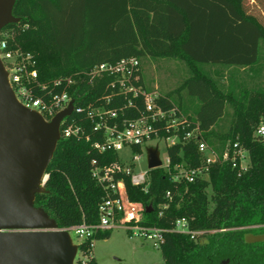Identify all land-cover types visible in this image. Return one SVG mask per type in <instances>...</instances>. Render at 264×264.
<instances>
[{"label": "trees", "instance_id": "trees-1", "mask_svg": "<svg viewBox=\"0 0 264 264\" xmlns=\"http://www.w3.org/2000/svg\"><path fill=\"white\" fill-rule=\"evenodd\" d=\"M13 14L19 21L2 30L13 33L14 46L35 55L38 81L48 84L47 89H36L40 96L67 90L77 105H100L111 77L90 85L77 74L124 57H137L141 63L145 57L184 61L190 75L162 93L164 103H176L199 121L204 140L218 156L239 142L249 153V166L240 173L230 162L217 159L205 177L174 180L176 165L197 167L204 160L198 144L188 141L168 149L172 173L149 170L146 190L126 176L128 196L142 203L145 224L169 230L161 247L166 264H264V141L256 134L264 119V84L249 87L236 77L240 69H248L253 79L264 80V10L257 14L247 0H16ZM226 69L230 74L224 84ZM69 76H75L74 85L54 84ZM182 92L202 101L195 115L183 106ZM124 100L114 99L111 106ZM228 106L232 118L219 126ZM69 119L86 133L59 138L44 190L35 199L59 228L99 221L105 189L92 176V161H114L94 147L99 135L86 112H74ZM180 217L205 233L193 239L172 231ZM110 235L106 230L83 239L79 248L88 259L77 264H98L91 243Z\"/></svg>", "mask_w": 264, "mask_h": 264}, {"label": "built area", "instance_id": "built-area-1", "mask_svg": "<svg viewBox=\"0 0 264 264\" xmlns=\"http://www.w3.org/2000/svg\"><path fill=\"white\" fill-rule=\"evenodd\" d=\"M13 33L7 30L0 32V59L7 71L9 84L17 98L24 106L39 113L45 120H53L60 112L72 106V112L63 117L60 122V137L82 136L86 133L84 126L70 120L74 113L86 112L94 121L93 132L99 135L94 142L98 152L114 157L108 164H100L93 159L92 176L105 189V196L99 204V221L89 224L82 222L69 228L82 239L92 237L100 231L111 230L122 226L133 236H140L152 242L155 248L161 249L168 229L144 223V207L142 203L132 201L127 192L125 177L129 176L134 185H142L146 190L149 186V167L135 172L137 163L149 147H157L160 152L162 165L172 173L171 158L168 149L180 143L195 141L199 150L204 153V160L197 167H188L185 163L175 166L172 174L174 180L185 179L194 182L198 177H205L209 172L211 162L220 159L228 161L239 172L247 170L249 153L239 142L227 147L222 156L209 149L203 137L200 123L186 114L176 103H164V95L157 88L148 90L141 82V60L137 57H124L119 61L102 62L88 72L77 74L80 79L87 78L93 85L98 78L111 77L108 84V94L102 96L104 103L87 106L77 105L76 98L67 90L62 92L48 91V96H40L37 88L47 89L48 84L38 81L37 61L31 51L12 44ZM75 76L61 77L54 81L55 85L63 82L67 86L76 83ZM124 97L123 103L112 107L114 99ZM256 134L264 141V119L257 127ZM89 140L91 135L86 136ZM166 144L167 154L163 157L160 143ZM151 142H157L151 145ZM49 177L46 173V177ZM170 196V191L167 193ZM179 233L189 234L197 239L205 230L191 228L187 217L175 220L171 229ZM92 248L94 240L92 241ZM77 245L74 264L85 262L88 255L84 254ZM79 253H81V256ZM92 255V251H91Z\"/></svg>", "mask_w": 264, "mask_h": 264}, {"label": "water", "instance_id": "water-1", "mask_svg": "<svg viewBox=\"0 0 264 264\" xmlns=\"http://www.w3.org/2000/svg\"><path fill=\"white\" fill-rule=\"evenodd\" d=\"M16 0H0V32L18 22ZM72 106L53 120L21 104L0 59V264H74L77 245L68 230L35 205L44 190L60 138V122ZM149 169L162 165L157 147L147 149Z\"/></svg>", "mask_w": 264, "mask_h": 264}, {"label": "rangeland", "instance_id": "rangeland-1", "mask_svg": "<svg viewBox=\"0 0 264 264\" xmlns=\"http://www.w3.org/2000/svg\"><path fill=\"white\" fill-rule=\"evenodd\" d=\"M247 1L251 9L257 14L260 15L264 10V1L256 0V3L253 0ZM142 71L144 78L147 80L146 84L143 85L152 89H155L154 85H157L159 92L174 90L190 75L186 63L177 58L145 57L142 59ZM229 74V69H226L225 77L222 80L224 84L228 83ZM236 77H242L246 80L249 87H254L259 83L264 84L262 77L253 79L249 75L248 69H240L236 72ZM182 96L183 106L189 109L190 114L195 115L202 101L192 94L182 92ZM226 111L219 126L228 125L232 118L233 108L228 106ZM156 143L151 142L150 144L154 145ZM159 143L161 154L164 157L167 154L166 144L163 141ZM147 166V156L144 154L137 163L135 172L145 170ZM70 235L75 245L83 240L72 230ZM79 254L78 256H81V253ZM92 256L96 258L98 264H166L161 249L155 248L151 241L143 237L133 236L122 226L111 229V235L108 238H96L92 248Z\"/></svg>", "mask_w": 264, "mask_h": 264}, {"label": "crops", "instance_id": "crops-1", "mask_svg": "<svg viewBox=\"0 0 264 264\" xmlns=\"http://www.w3.org/2000/svg\"><path fill=\"white\" fill-rule=\"evenodd\" d=\"M141 76H142V81H143V83L144 84H146V79L144 78V76H143V71H142V73H141ZM151 84H153V83H151ZM150 85V84H149ZM155 86V88H157L158 89V87H157V85H154ZM168 92H170V91H166V92H161V93H168Z\"/></svg>", "mask_w": 264, "mask_h": 264}]
</instances>
